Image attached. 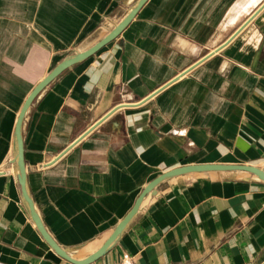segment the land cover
Segmentation results:
<instances>
[{
    "label": "crops",
    "instance_id": "crops-1",
    "mask_svg": "<svg viewBox=\"0 0 264 264\" xmlns=\"http://www.w3.org/2000/svg\"><path fill=\"white\" fill-rule=\"evenodd\" d=\"M137 0H0V264H73L36 227L15 124L32 88ZM264 0H146L119 34L33 98L25 188L56 244L94 253L159 174L264 170ZM239 30V31H238ZM264 264V180L243 170L161 180L98 263Z\"/></svg>",
    "mask_w": 264,
    "mask_h": 264
},
{
    "label": "water",
    "instance_id": "water-1",
    "mask_svg": "<svg viewBox=\"0 0 264 264\" xmlns=\"http://www.w3.org/2000/svg\"><path fill=\"white\" fill-rule=\"evenodd\" d=\"M146 0H137L135 5L127 12V14L99 41L95 44L87 48L86 50L76 52L71 56H68L57 63L50 72L42 78L30 91L27 98L25 99L16 124H15V140H16V149H17V166H18V182L21 187L22 195L27 203L29 208L30 215L38 228L39 232L46 240V242L50 245V247L61 257L68 260L73 264H89L98 260L105 252L107 251L108 247L112 243V241L117 237V235L122 231L125 227L127 222L131 219V217L137 211L139 204L141 203L143 197L150 192L153 187L158 184L161 180L181 175L189 172H199V171H210V170H243L248 171L255 174L258 178L264 180V170L262 168L253 166V165H246V164H221V163H202V164H187L172 168L167 170L158 176L154 177L150 180L146 186L141 190L137 198L135 199L133 206L128 211V213L122 218V220L117 224L115 229L112 231L110 236L105 240V242L91 255L87 256L82 260H76L69 256L66 251L60 248L56 242L51 238V236L47 233L45 228L43 227L41 220L34 210L33 202L29 197L26 188H25V167L23 161V146H22V139H21V122L24 117V114L32 102L33 98L42 90L51 80H53L58 74H60L65 68L69 67L70 65L88 57L89 55L93 54L96 50H98L101 46H103L106 42L110 41L114 37H116L119 32L130 22L139 8L143 5ZM264 6V1L260 4V6L253 12V14L244 22V24L239 28V30L245 26L250 19ZM238 30V31H239Z\"/></svg>",
    "mask_w": 264,
    "mask_h": 264
},
{
    "label": "built area",
    "instance_id": "built-area-1",
    "mask_svg": "<svg viewBox=\"0 0 264 264\" xmlns=\"http://www.w3.org/2000/svg\"><path fill=\"white\" fill-rule=\"evenodd\" d=\"M89 264H102V263H98L97 261L91 262ZM107 264H139L137 263L133 256L129 255L128 253L124 252L121 254L120 258L112 263H107Z\"/></svg>",
    "mask_w": 264,
    "mask_h": 264
}]
</instances>
